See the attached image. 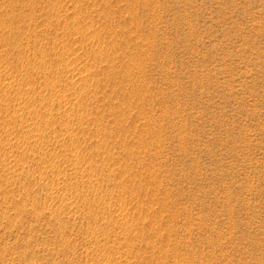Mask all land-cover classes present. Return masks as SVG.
I'll return each mask as SVG.
<instances>
[{
    "label": "rangeland",
    "instance_id": "374dc122",
    "mask_svg": "<svg viewBox=\"0 0 264 264\" xmlns=\"http://www.w3.org/2000/svg\"><path fill=\"white\" fill-rule=\"evenodd\" d=\"M0 264H264V0H0Z\"/></svg>",
    "mask_w": 264,
    "mask_h": 264
}]
</instances>
